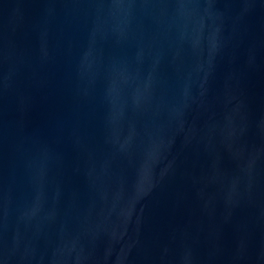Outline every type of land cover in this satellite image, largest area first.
Here are the masks:
<instances>
[{
  "label": "water",
  "instance_id": "95a60500",
  "mask_svg": "<svg viewBox=\"0 0 264 264\" xmlns=\"http://www.w3.org/2000/svg\"><path fill=\"white\" fill-rule=\"evenodd\" d=\"M0 264H264V0H0Z\"/></svg>",
  "mask_w": 264,
  "mask_h": 264
}]
</instances>
